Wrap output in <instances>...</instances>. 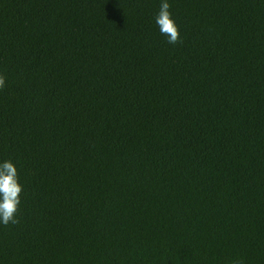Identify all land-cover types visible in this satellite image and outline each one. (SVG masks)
<instances>
[{
	"label": "trees",
	"instance_id": "1",
	"mask_svg": "<svg viewBox=\"0 0 264 264\" xmlns=\"http://www.w3.org/2000/svg\"><path fill=\"white\" fill-rule=\"evenodd\" d=\"M0 0V264H264V0Z\"/></svg>",
	"mask_w": 264,
	"mask_h": 264
},
{
	"label": "clouds",
	"instance_id": "2",
	"mask_svg": "<svg viewBox=\"0 0 264 264\" xmlns=\"http://www.w3.org/2000/svg\"><path fill=\"white\" fill-rule=\"evenodd\" d=\"M154 24L168 44H176L180 38L179 26L170 11V0H159ZM5 84L0 75V87ZM23 185L20 182L17 163L11 159L0 160V225L16 224V214L21 203Z\"/></svg>",
	"mask_w": 264,
	"mask_h": 264
}]
</instances>
